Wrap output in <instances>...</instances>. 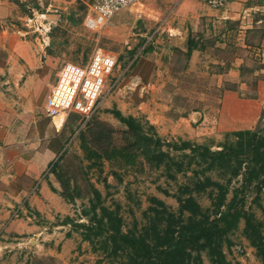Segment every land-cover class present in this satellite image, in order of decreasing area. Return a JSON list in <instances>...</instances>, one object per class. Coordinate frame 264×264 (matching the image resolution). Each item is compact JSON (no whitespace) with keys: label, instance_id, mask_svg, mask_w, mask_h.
<instances>
[{"label":"rangeland","instance_id":"obj_1","mask_svg":"<svg viewBox=\"0 0 264 264\" xmlns=\"http://www.w3.org/2000/svg\"><path fill=\"white\" fill-rule=\"evenodd\" d=\"M13 1L18 4L20 16L25 13L33 17L31 21L26 20L31 24V35L39 34V31H34L35 24L38 22V13H46L47 17H43L45 20L49 19L50 14L57 16L52 19L51 27L42 32V35H50L51 40L48 43L35 44L51 55L50 61L43 67L44 74L40 77L42 81L33 83L40 89L41 97L49 95L57 80V73L64 64L68 62L88 64L97 47L105 49L113 47L119 53L114 72L108 78L100 97L98 111L85 127L77 129L71 143L57 161L56 170L71 177L73 184L79 186L83 193V197L77 198L74 202L75 211L70 217L77 223L89 222V217L84 215L83 210L85 206L90 205V185H94L101 191L106 205L119 210L124 219V229L145 221V210L153 205L154 197L164 200L177 209L179 202L175 195L179 184L185 182L186 177L179 171H169L167 163L153 166L140 153V149L131 147L135 137L129 133L127 124L121 121L115 112L118 110L124 116H135L140 120L145 132L149 134L156 132L161 137L162 150L171 152L177 158L181 153L174 148V143L179 144L182 140L204 143L212 146L213 149H220V144L235 140L232 133H226L222 139L204 135L198 137L195 134H192L193 138L182 137L180 134L186 130V127L179 117L192 109L206 105V109L212 107L216 109L221 90L218 86L219 78L214 73L221 68L211 62L213 59L207 57V52L219 57L226 56V48H221L220 41L226 42L227 36L231 39L234 37L235 30L238 28L236 22H231L229 25L215 22L214 19L218 20L223 10L218 12L201 0H193L194 2L184 0L180 3L179 0H143L139 4L120 10L102 28L94 29L84 23L93 0ZM50 3L53 5L51 6ZM48 8L58 10L51 11ZM253 14L258 17L259 10ZM16 20L18 27H21V22H25L17 16ZM112 20H122L121 22L125 24L112 28L109 26ZM157 26H161L160 33L146 45L147 36ZM171 26L177 27L179 31L170 30ZM188 27L192 32L191 39H198L207 51L203 59L199 57L196 65L190 64L188 56L178 51L175 40L171 41V37L181 40L185 36L187 38ZM116 34L125 37L129 41L130 48L127 44L122 48L120 44L122 42L109 37ZM5 58L6 49L0 47V63L4 62ZM154 70L167 75L166 86L169 83L170 90L164 92L165 94L161 97L162 100L167 98L171 101L165 107L154 108L156 109L154 120L160 119L156 122L147 117V110L132 105L146 97V91L142 90L141 86ZM117 75H120V82L118 86L112 88ZM139 76L144 78V82ZM130 80L137 84L131 89V93L129 89L117 95L122 104L135 107L131 109L132 113L129 107L121 111L114 104L109 107V111H105L104 100L115 95L117 93L115 91H118L119 87H124ZM214 109L213 112H216ZM110 115L112 120L104 119V116L110 117ZM187 129L190 130V128ZM256 129L264 136V112ZM185 132L187 135L188 131ZM110 137L111 146L118 149L119 153L108 157L103 154L102 148L108 145ZM169 143L173 146L168 145ZM226 171L228 170H213L209 173L223 182L232 177L231 192L228 195L231 198L232 189L240 185L243 176L234 177L229 171L225 173ZM189 174H191L190 171L187 175ZM243 196L244 194L241 195ZM255 197V191H248L244 203L246 208L252 210L264 225V192L258 202L254 201ZM199 200L204 206L210 204L206 194L200 196ZM66 218H63L65 222ZM65 225L66 228H63V231L69 234V246L65 247V251L60 252L61 257H58L60 260L63 259L64 263L120 264L116 258L107 257L102 251H95L90 242L83 239L81 227H75L71 223ZM244 229L245 220L241 219L238 227L230 233L229 240L224 244L229 264H264L257 255V249L245 236ZM202 256V264H212L207 253H203ZM27 260L32 264H55V258L49 256L31 258L27 255Z\"/></svg>","mask_w":264,"mask_h":264},{"label":"crops","instance_id":"obj_2","mask_svg":"<svg viewBox=\"0 0 264 264\" xmlns=\"http://www.w3.org/2000/svg\"><path fill=\"white\" fill-rule=\"evenodd\" d=\"M181 1L184 0H179V3ZM248 6H254V13L259 10L260 15L256 17L252 13L251 17L244 19L243 13ZM214 9L218 12L223 10L221 17L214 19L215 22L229 25L235 21L238 25L232 39L227 36L226 42L220 41L221 48H226L225 57L209 54L198 39L195 40L197 45L189 52L192 35L190 27L186 29L187 38L185 36L181 40L171 37V41L175 40L178 51L188 56L190 64L196 65L199 57L203 59L207 52V57L213 59L211 62L221 68L214 73L219 78L218 86L221 90L216 109H206V105L180 116L179 120L186 127L180 134L182 137L193 138L192 134H195L198 137L204 135L222 139L229 132L255 129L262 120L264 0H233L224 9ZM19 14L16 2L0 0V47L6 49V58L0 63V264H32L28 263L27 255L31 258L49 256L55 258V264H66L62 258H58L62 255L60 252H64L65 247L69 246V234L63 231L65 224L69 223L63 218L72 216L75 208L74 202L68 201L61 194V183L52 167L80 127L81 114L71 112L64 117L62 123L57 122L46 112L49 95L41 97L40 89L33 84L40 82V77L44 74L43 67L51 58V55L35 44L48 43L51 40L50 35H42V32L51 27L52 19L57 16L50 14L49 19L45 20L47 14L38 13L34 31H39V34L31 35V24L26 20L31 21L33 17L25 13L21 16ZM16 16L25 20L21 22V27L16 25ZM121 21L112 20L109 26H124L125 23ZM84 23L87 25L85 19ZM170 30L179 31L175 26H171ZM159 33L160 30L157 35ZM109 37L122 42V48L129 43L125 37L117 34ZM127 47L130 48V45ZM111 48L106 50L118 58L117 49ZM158 70L150 73L146 82L142 83L141 88L146 91V97L139 103L132 104L147 110V117L154 122L160 120H154V108L165 107L171 102L167 98L162 100L161 95L170 90V85L168 83L166 86L167 75ZM139 78L144 82L142 76ZM136 85L130 80L124 87H119L115 95L104 100L105 111H109V107L114 104L121 111L129 107L131 112L135 107L122 104L117 94L129 89L131 93ZM104 119L113 118L110 115L104 116ZM185 131H188L187 135ZM16 212L18 215L14 216Z\"/></svg>","mask_w":264,"mask_h":264},{"label":"trees","instance_id":"obj_3","mask_svg":"<svg viewBox=\"0 0 264 264\" xmlns=\"http://www.w3.org/2000/svg\"><path fill=\"white\" fill-rule=\"evenodd\" d=\"M196 45L191 39L189 52ZM115 113L135 137L131 147L140 149L153 166L167 163L169 171L181 172L186 181L179 184L175 195L179 202L177 209L154 197L153 205L145 210V221L135 223L129 229H124V219L119 210L106 205L101 191L90 185V205L83 210L89 222L77 223L70 216L66 222L81 227L83 239L89 241L95 251L116 258L120 264H202L203 253H207L212 264H229L224 244L244 219L245 236L264 261L263 222L244 203L248 191L256 192V202L264 192V136L259 130L229 132L234 134L235 140L222 143L220 149L182 140L179 144L174 143V148L181 153L177 158L162 150L161 137L156 132H145L135 116H124L118 110ZM110 139L102 148L108 157L119 153L111 146ZM56 165L57 162L52 170L61 183V194L70 202L83 197L79 186L73 184L71 177L57 171ZM226 169L234 177L243 176L240 185L232 189L231 198L228 195L232 177L223 182L209 173ZM189 171L191 174L187 175ZM203 194L210 200L208 206L199 200Z\"/></svg>","mask_w":264,"mask_h":264},{"label":"built area","instance_id":"obj_4","mask_svg":"<svg viewBox=\"0 0 264 264\" xmlns=\"http://www.w3.org/2000/svg\"><path fill=\"white\" fill-rule=\"evenodd\" d=\"M142 1L94 0L85 22L90 28H99L123 8ZM203 1L214 8L224 9L233 0ZM254 11V6H248L244 10L243 18L251 17ZM158 31L159 27L147 36L146 45L155 38ZM117 62L118 58L114 53L97 47L88 64L80 65L73 62L64 64L57 73V80L46 101L48 116L62 123L67 114L77 112L81 114L80 128L85 127L100 107V97ZM119 82L120 77H116L111 87L115 88ZM17 215L18 212L14 213V216Z\"/></svg>","mask_w":264,"mask_h":264}]
</instances>
